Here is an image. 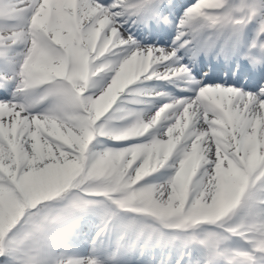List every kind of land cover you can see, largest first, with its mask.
I'll return each mask as SVG.
<instances>
[{"label":"snow or ice","instance_id":"snow-or-ice-1","mask_svg":"<svg viewBox=\"0 0 264 264\" xmlns=\"http://www.w3.org/2000/svg\"><path fill=\"white\" fill-rule=\"evenodd\" d=\"M0 264H264V0H0Z\"/></svg>","mask_w":264,"mask_h":264}]
</instances>
